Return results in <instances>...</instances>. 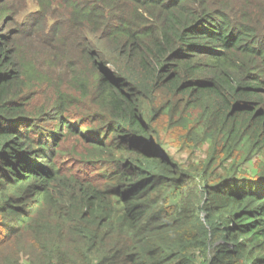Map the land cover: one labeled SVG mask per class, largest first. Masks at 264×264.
Listing matches in <instances>:
<instances>
[{
    "label": "trees",
    "instance_id": "obj_1",
    "mask_svg": "<svg viewBox=\"0 0 264 264\" xmlns=\"http://www.w3.org/2000/svg\"><path fill=\"white\" fill-rule=\"evenodd\" d=\"M0 264H264V0H0Z\"/></svg>",
    "mask_w": 264,
    "mask_h": 264
},
{
    "label": "rangeland",
    "instance_id": "obj_2",
    "mask_svg": "<svg viewBox=\"0 0 264 264\" xmlns=\"http://www.w3.org/2000/svg\"><path fill=\"white\" fill-rule=\"evenodd\" d=\"M38 98H42V95L41 94H38ZM251 163V161H248L245 163V168L249 166V164Z\"/></svg>",
    "mask_w": 264,
    "mask_h": 264
}]
</instances>
